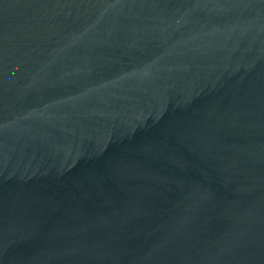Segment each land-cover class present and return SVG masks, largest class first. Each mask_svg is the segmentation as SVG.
<instances>
[{"label":"water","instance_id":"95a60500","mask_svg":"<svg viewBox=\"0 0 264 264\" xmlns=\"http://www.w3.org/2000/svg\"><path fill=\"white\" fill-rule=\"evenodd\" d=\"M0 264H264V0H0Z\"/></svg>","mask_w":264,"mask_h":264}]
</instances>
